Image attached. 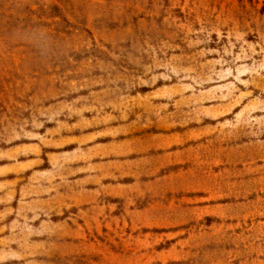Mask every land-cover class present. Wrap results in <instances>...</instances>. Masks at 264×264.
<instances>
[{
  "label": "rangeland",
  "instance_id": "374dc122",
  "mask_svg": "<svg viewBox=\"0 0 264 264\" xmlns=\"http://www.w3.org/2000/svg\"><path fill=\"white\" fill-rule=\"evenodd\" d=\"M0 264H264V0H0Z\"/></svg>",
  "mask_w": 264,
  "mask_h": 264
}]
</instances>
